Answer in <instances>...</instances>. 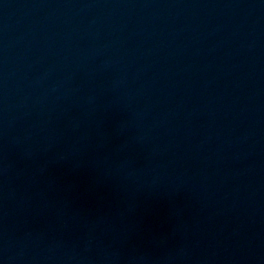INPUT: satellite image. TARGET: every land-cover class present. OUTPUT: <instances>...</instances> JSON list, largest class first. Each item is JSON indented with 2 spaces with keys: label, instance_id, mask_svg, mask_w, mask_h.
<instances>
[{
  "label": "water",
  "instance_id": "obj_1",
  "mask_svg": "<svg viewBox=\"0 0 264 264\" xmlns=\"http://www.w3.org/2000/svg\"><path fill=\"white\" fill-rule=\"evenodd\" d=\"M0 264H264V0H0Z\"/></svg>",
  "mask_w": 264,
  "mask_h": 264
}]
</instances>
